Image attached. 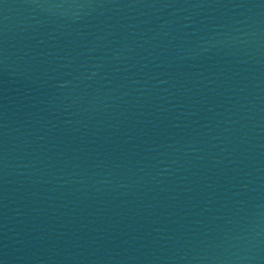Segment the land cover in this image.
I'll return each mask as SVG.
<instances>
[{
    "label": "water",
    "instance_id": "water-1",
    "mask_svg": "<svg viewBox=\"0 0 264 264\" xmlns=\"http://www.w3.org/2000/svg\"><path fill=\"white\" fill-rule=\"evenodd\" d=\"M0 264H264V0H0Z\"/></svg>",
    "mask_w": 264,
    "mask_h": 264
}]
</instances>
